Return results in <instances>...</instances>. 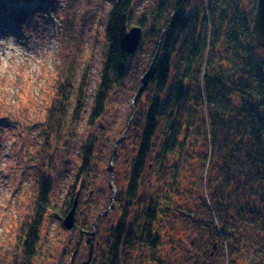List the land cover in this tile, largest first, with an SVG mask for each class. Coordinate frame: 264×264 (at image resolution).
Segmentation results:
<instances>
[{
	"label": "trees",
	"instance_id": "16d2710c",
	"mask_svg": "<svg viewBox=\"0 0 264 264\" xmlns=\"http://www.w3.org/2000/svg\"><path fill=\"white\" fill-rule=\"evenodd\" d=\"M256 2L112 0L101 80L85 126L92 129L109 98L127 89L129 75L141 81L113 160L121 157L126 170L112 209L117 219L99 223L89 264H164V247L173 264H220L214 262L220 252L228 253V264H264V49L253 36ZM133 27L143 39L130 54L126 36ZM72 69H59L46 105L32 165L33 204L16 229L10 264L38 256L44 217L61 226L82 195L95 149L100 154L101 144H109L89 135L76 149L79 163L59 202L48 203L49 141L74 138L86 99L88 72L75 90ZM64 148L69 154L68 143ZM77 214L72 231H91Z\"/></svg>",
	"mask_w": 264,
	"mask_h": 264
},
{
	"label": "rangeland",
	"instance_id": "374dc122",
	"mask_svg": "<svg viewBox=\"0 0 264 264\" xmlns=\"http://www.w3.org/2000/svg\"><path fill=\"white\" fill-rule=\"evenodd\" d=\"M31 3L0 0V38L13 35L30 53L18 65L13 64L7 68L0 66V264H10L14 257V246L18 238L16 229L33 204L31 196L36 177L32 166L34 153L38 144L40 145L39 131L46 105L55 94L59 69L63 71L67 70L68 66H73L72 79L75 90L86 71L89 80L83 112L73 127L74 138L70 140L63 137L49 141V159H52V167L51 170L46 167L45 172L51 179L52 187L47 201H54L56 204L59 202L66 180L79 163L76 154L78 146L87 140L89 135H103L110 145L102 143L98 148L100 154L95 149L89 163V174L82 181V195L76 205V220H80L88 229L98 214L107 211L96 221L94 232L99 234V223L103 227L105 219L113 222L117 219V214L112 212V209L116 205L118 190L124 187L126 178L123 175L126 170L121 157H118L117 164L113 163L118 156L116 146V155L111 163L113 175L107 171L112 152L110 147L113 139L122 134L127 114L134 109L137 98L134 91L141 81L140 75H129L127 89L109 98L104 114L92 129H88L85 125L105 60L106 25L112 9V0H76L73 4L70 0H40ZM69 21H72L71 26ZM146 55L144 51L138 58L143 59ZM70 101L73 103L74 96ZM120 137L121 135L115 140ZM66 143L71 149L67 155L64 150ZM110 184L113 186L112 190L109 188ZM109 203L113 205L111 209L106 208ZM49 215L46 214L43 219L39 231L40 249L31 264L65 263L68 256L60 258L63 252L70 254L78 236L81 237L83 233L86 235L83 231H89H67L61 227L62 221L60 226ZM94 234L92 250L96 238L99 237ZM86 238L87 235L82 240ZM88 249L87 245L79 249L78 255L82 260L86 259L83 256H86ZM166 249H160L163 253L162 261L164 264H173L172 259L166 260ZM225 252H228L227 247ZM227 254L220 252L218 260L214 262L228 264L229 260L224 256ZM204 260V263L211 264L207 259Z\"/></svg>",
	"mask_w": 264,
	"mask_h": 264
},
{
	"label": "water",
	"instance_id": "95a60500",
	"mask_svg": "<svg viewBox=\"0 0 264 264\" xmlns=\"http://www.w3.org/2000/svg\"><path fill=\"white\" fill-rule=\"evenodd\" d=\"M253 36L255 43L264 49V0H257L256 2V8H255V13L253 16ZM142 29L140 27H133L127 34L126 36V44L127 48L130 54H135L139 48L140 42L142 40ZM125 134V130L123 131L122 135L120 138H118L112 148L111 155L109 157L110 165L107 167V171L113 175V166L111 165L113 158L116 155V146H118L119 142L123 139ZM109 188L112 190L113 186L112 184L109 185ZM76 205L77 201L76 198L73 200L72 206L68 213L64 216L62 220V227L69 231L72 229L75 221V210H76ZM112 204L109 206V209L112 208ZM107 211H104L103 213L98 214L94 222L91 224V231L85 232L87 235V239L85 241V244L89 245V249L87 252V257L86 259L81 263V264H88L91 258L92 254V240L94 238V228L96 221L98 220L99 217H103L106 214ZM78 246L75 247L73 252L71 253L70 257L68 258V264H73L75 255L77 253Z\"/></svg>",
	"mask_w": 264,
	"mask_h": 264
},
{
	"label": "clouds",
	"instance_id": "9594fccd",
	"mask_svg": "<svg viewBox=\"0 0 264 264\" xmlns=\"http://www.w3.org/2000/svg\"><path fill=\"white\" fill-rule=\"evenodd\" d=\"M30 53L17 42V39L13 35H7L0 38V66L5 68L23 62L26 56Z\"/></svg>",
	"mask_w": 264,
	"mask_h": 264
},
{
	"label": "flooded vegetation",
	"instance_id": "af4514ba",
	"mask_svg": "<svg viewBox=\"0 0 264 264\" xmlns=\"http://www.w3.org/2000/svg\"><path fill=\"white\" fill-rule=\"evenodd\" d=\"M86 235H83V234H81V237L80 236H78V238H77V241H76V243H75V245H74V248H73V250L75 249V247L76 246H78V250H77V253H76V255H75V258H74V261H73V263H76L77 264V262H79V264H81L85 259H81L80 257H79V255H78V252H79V249L82 247V246H85V245H87V244H85V241L86 240H82V238L83 237H85ZM87 239V238H86ZM83 244H85V245H83ZM88 247H89V245H87ZM93 251V250H92ZM73 252V251H72ZM71 252V253H72ZM88 252V251H87ZM91 256H92V254H91ZM83 257H87V253H86V256H83ZM90 260H91V258H90ZM90 262V261H89ZM89 262H88V264H89Z\"/></svg>",
	"mask_w": 264,
	"mask_h": 264
}]
</instances>
